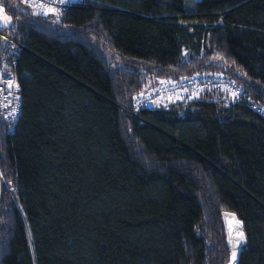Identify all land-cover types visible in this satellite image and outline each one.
Returning <instances> with one entry per match:
<instances>
[{
    "label": "trees",
    "instance_id": "obj_1",
    "mask_svg": "<svg viewBox=\"0 0 264 264\" xmlns=\"http://www.w3.org/2000/svg\"><path fill=\"white\" fill-rule=\"evenodd\" d=\"M85 0L6 12L22 113L0 114V264H264V0ZM197 22V23H196ZM10 54L8 55V53ZM217 72L243 97L121 110ZM243 221L235 254L223 212Z\"/></svg>",
    "mask_w": 264,
    "mask_h": 264
},
{
    "label": "built area",
    "instance_id": "obj_2",
    "mask_svg": "<svg viewBox=\"0 0 264 264\" xmlns=\"http://www.w3.org/2000/svg\"><path fill=\"white\" fill-rule=\"evenodd\" d=\"M33 5L43 15L62 13L72 6L68 0H23ZM39 5H43L41 8ZM54 10V11H53ZM0 39L12 50L21 49V43L10 31L0 28ZM8 53V55L10 54ZM220 89L232 99L243 97V89L232 79L217 72L200 73L193 78H184L180 82L167 80L160 86L137 94L129 106H121L123 113L131 120L138 119L143 122L141 112L144 109H155L164 105L168 99L188 97L190 100L201 93H211ZM151 101V104L149 102ZM23 98L21 87L17 81L16 73L10 64L2 60L0 65V114L7 126V130L13 133L22 113ZM256 110L264 116V109L256 107Z\"/></svg>",
    "mask_w": 264,
    "mask_h": 264
},
{
    "label": "water",
    "instance_id": "obj_3",
    "mask_svg": "<svg viewBox=\"0 0 264 264\" xmlns=\"http://www.w3.org/2000/svg\"><path fill=\"white\" fill-rule=\"evenodd\" d=\"M6 20L10 22H6ZM13 23V16L10 13L6 12V10L0 6V28L11 30V28L13 27ZM223 222L227 238L232 246L233 251L240 253V248L243 243H246L247 247V235L244 230L243 221L238 218L235 212L224 211ZM240 233L243 234V239H241Z\"/></svg>",
    "mask_w": 264,
    "mask_h": 264
},
{
    "label": "rangeland",
    "instance_id": "obj_4",
    "mask_svg": "<svg viewBox=\"0 0 264 264\" xmlns=\"http://www.w3.org/2000/svg\"><path fill=\"white\" fill-rule=\"evenodd\" d=\"M71 2L72 5H74L75 3H83L85 0H68ZM17 0H6V4H8V6H10V11L12 12H16V11H20V10H24L26 5L22 4L21 7H18L17 4ZM29 11L31 13H33L34 15H42L40 13L39 10H36L33 6L29 5ZM185 9L187 12H191L193 10V2L192 0H187L186 1V5H185ZM55 16V18L57 20H59L61 18V13H54L53 14ZM197 23V22H196ZM212 96L215 98L217 97L218 99L221 98V101H224V103L228 104L232 101V97L231 95H226L223 91H221L220 89H217L216 91L213 92ZM198 97V96H196ZM191 100L188 97H178V98H174V99H168L166 100L164 103L163 107H173L177 110H179L180 112H184V110H186L187 108H189L191 106V103H189ZM149 104H151V101L149 102ZM243 248H241L242 250ZM231 264H236L235 260L232 261Z\"/></svg>",
    "mask_w": 264,
    "mask_h": 264
},
{
    "label": "crops",
    "instance_id": "obj_5",
    "mask_svg": "<svg viewBox=\"0 0 264 264\" xmlns=\"http://www.w3.org/2000/svg\"><path fill=\"white\" fill-rule=\"evenodd\" d=\"M17 4H18V7H21L22 4L26 5L25 9L29 8L30 4L23 1V0H17ZM0 6L3 7L5 10L7 9V5H6V0H0ZM9 10H10V6H9Z\"/></svg>",
    "mask_w": 264,
    "mask_h": 264
},
{
    "label": "bare ground",
    "instance_id": "obj_6",
    "mask_svg": "<svg viewBox=\"0 0 264 264\" xmlns=\"http://www.w3.org/2000/svg\"><path fill=\"white\" fill-rule=\"evenodd\" d=\"M181 80H182V79H181ZM181 80H176L175 82H180ZM243 245H244V248L246 249V243H243ZM243 245L241 246V248L243 247ZM241 248H240V251L245 250V249H242V250H241ZM234 253H235V254H239V252H235V251H234Z\"/></svg>",
    "mask_w": 264,
    "mask_h": 264
},
{
    "label": "snow or ice",
    "instance_id": "obj_7",
    "mask_svg": "<svg viewBox=\"0 0 264 264\" xmlns=\"http://www.w3.org/2000/svg\"><path fill=\"white\" fill-rule=\"evenodd\" d=\"M39 7L43 8L44 6L43 5H39ZM6 22H10V21L6 20ZM240 236H241V239H243V234L242 233H240ZM233 259H235V253L233 254Z\"/></svg>",
    "mask_w": 264,
    "mask_h": 264
},
{
    "label": "clouds",
    "instance_id": "obj_8",
    "mask_svg": "<svg viewBox=\"0 0 264 264\" xmlns=\"http://www.w3.org/2000/svg\"><path fill=\"white\" fill-rule=\"evenodd\" d=\"M30 4V3H29ZM31 6H33L32 4H30ZM8 31H10V30H8Z\"/></svg>",
    "mask_w": 264,
    "mask_h": 264
}]
</instances>
